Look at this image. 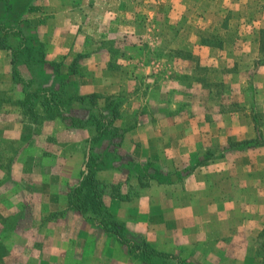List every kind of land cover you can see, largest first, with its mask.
<instances>
[{"label":"crops","instance_id":"1","mask_svg":"<svg viewBox=\"0 0 264 264\" xmlns=\"http://www.w3.org/2000/svg\"><path fill=\"white\" fill-rule=\"evenodd\" d=\"M12 1L0 0V3ZM28 1L19 17L43 37L47 50L45 60L56 65L64 62L67 68L64 67L63 72H67L71 65H76V71L77 66L84 65L83 73L77 71L71 76L77 84L78 94L100 95L98 103L102 107L112 99L121 106L119 116L123 113L133 117L134 124L128 127L119 120L122 116L115 120V125L126 130L123 146L133 156L141 162H157L168 171L174 170L167 168L166 163L177 158L192 160L188 166L197 164L184 181L151 188L161 190L185 185L200 169L209 177H230L228 170L233 167L229 162L236 161L235 177L231 176L233 185L229 183L227 186L226 179L222 181L228 197L215 201L210 209L225 218L221 220L226 223L224 228L246 231L239 223L242 216L237 214L241 208H237L239 193L235 185L239 176L244 179L251 169L240 165L244 158L238 152L245 149L237 143L262 135L260 127L238 110L223 111L208 101L197 103L196 85L195 88L184 86L181 89L180 77L182 74L191 75L197 65L223 70L237 63L253 64L262 56L260 30L264 29V12L254 10L255 3H246L248 0ZM135 2H141L145 17L141 24L131 11ZM258 2L264 4V0ZM242 3L246 4V9ZM249 5H253L251 10ZM233 19L239 25L227 29L225 24ZM89 32L98 41L91 48L83 43L84 35ZM120 39L126 42L122 48L124 52L116 60L112 43ZM10 40L13 44L12 36ZM12 68V52L0 46V164L4 162V169L8 170L3 172L0 165V264H10L14 257L20 264L26 255L37 256V243L48 238V235L34 233L26 241L25 235L15 230L14 218L30 205L33 208V203L40 213L48 214L46 218L54 213L67 218L63 224L57 223V217L51 218L43 226L61 225V235L54 242L58 241L62 246L57 245L48 256L60 258L59 264H81L85 241L79 231H89L95 225L84 221L70 208L68 192L78 183L84 168L88 135L84 126L67 122L63 110L62 116L45 119L47 114L39 108L37 112L44 120L40 117L35 121L14 105H9V98L18 102L24 97L21 84L13 78ZM253 76L258 85V92L252 99L256 105L264 100V66ZM202 90L199 88L198 91ZM214 144H221V152L209 151ZM231 144L237 146L228 150ZM70 145L76 148L70 150ZM261 160L260 157L256 159L257 163ZM223 161L228 163L226 168ZM200 162L203 164L198 165ZM217 162L223 163L220 168ZM106 174L114 179H104ZM124 175L115 170L98 172L100 180L109 182L120 181ZM252 175L259 179L264 176L261 171H253ZM209 186L215 187L214 182L211 181ZM255 189L259 193V206L264 207V189L260 185ZM189 210V206L183 209L186 213ZM262 215L264 223L263 212ZM33 216L36 218V214ZM233 217L237 219L236 224ZM9 221L14 223L8 224ZM186 223L189 227V222ZM262 223L258 224V232L264 229ZM246 224L249 225L247 220ZM35 227L29 225L25 230L34 231ZM6 242L13 245L8 246ZM21 242L29 243L28 250H22ZM73 259L76 262H72Z\"/></svg>","mask_w":264,"mask_h":264},{"label":"rangeland","instance_id":"2","mask_svg":"<svg viewBox=\"0 0 264 264\" xmlns=\"http://www.w3.org/2000/svg\"><path fill=\"white\" fill-rule=\"evenodd\" d=\"M249 2L255 3L253 7L254 10L261 14L264 12V4H261L258 0H248L246 3ZM140 3L141 2L133 3L131 11L134 17L136 15L137 21L141 24L145 21V17L142 15ZM241 6H243V9H246V4L242 3ZM252 6L253 5H249L250 10ZM236 25H239V22L233 19L226 23L225 27L230 29L236 27ZM262 30L263 29H261L260 32ZM31 37L33 42L36 41L40 44L38 45L34 42L36 43L37 52L35 53H37V57L45 56L44 49H46V47L42 44L43 42H41L43 41V37L35 34ZM13 40L14 43L18 41V39ZM124 42L126 41L120 39L112 43L115 49L114 53L117 56L116 60L120 57L121 53L124 52L122 50ZM83 43L91 48L94 44L98 43V41L95 35L89 32V34L84 35ZM258 60L251 65L237 63L223 70L197 65L191 75L182 74L180 77L181 89L184 86L195 88L196 85L197 103L208 101L210 105L215 108H222L223 111L224 109L228 111L238 110L245 113V118H251L253 123L255 122V124L260 127V133L264 137V100H261V103H256V105L253 104L252 101L256 91L258 92V85L253 74H256L259 69L264 66V64L261 66L256 65ZM43 62L44 64L29 60L27 55H22L19 59L18 66L25 77L36 78L37 81H43L41 84L44 85L50 84L49 81L51 77L57 79L58 73L55 71L56 68H58V70L64 67V69L67 68L62 61L56 66H54V63H51V61L45 60ZM84 69V65H81V67L77 66V71L80 73H83ZM55 82V89L65 91V97L73 91H76V84L73 80H69V84H62L65 86V89H63L59 80ZM36 84L39 83L35 82V85ZM199 88L203 90L198 91ZM182 94L186 93L182 91ZM41 99L42 98H39L37 101H39V103H44V100ZM8 104L11 106L14 105L21 112H24L22 106L16 105L17 102H14V100L10 98ZM118 107L120 108L121 106L119 105ZM39 108L43 109L41 105H37V109ZM246 110L247 112H245ZM248 111H251V114H248ZM93 113H97V110L91 108L89 104L77 102L66 106L63 112L64 116L67 118V122L84 126L85 133L88 137L94 132L91 119L89 118ZM121 116H119L121 117L119 120L124 126L128 127L134 124L133 117L123 113ZM41 119L42 121L44 120L43 117H41ZM244 126H248L247 123H244ZM85 133L82 132L83 135H85ZM217 137H219V135ZM56 144L59 145L58 143ZM64 146H66V144H64ZM75 148V145L69 146L70 150ZM125 149L124 147V150ZM222 149L223 147L221 144H214L210 147L209 151L219 153ZM246 149L243 152H238L241 157L244 158V160L241 159L243 162H240V165L243 166V168H250L251 173L249 175L245 174L244 179H241L239 176L238 184H234L239 193L237 208H241L239 213H237L242 216L239 223L244 225L246 231H237L234 227L224 228L223 224L226 223H222L221 220L225 218L221 217L218 211L214 212L210 209L211 205L216 204L215 201H220L228 197V192L224 190L225 186L222 188V181L226 179L227 186L229 183L231 186L233 185L231 176L235 177L234 171L237 168L236 161L232 163L231 161L229 162L230 166L233 167L228 170L230 177H209L208 174H202V169H200L199 172L187 180L185 185L170 186L165 189L156 190L151 188L153 184L152 181L148 179L147 173L146 177H144L141 182L138 181V171L136 168L137 160L132 157V155L126 157L117 155L115 157L118 161H124L126 159L125 164L128 167V171H125L131 175L129 178L130 181L123 184L121 188L122 191L131 193V195H135L137 192H140V194L139 196H134L136 198H133L131 201L119 198L114 199L106 195L104 201H106L105 203H107L106 205L111 212L125 222L127 226L126 235L128 238L136 241L145 239L157 249L172 253L174 257L183 259L188 263L264 264V229L262 232H258V224L262 223L261 219L263 215L261 216V213H264V207L259 206V193L258 190L255 189L259 185L264 189V184H262L264 176L259 179L252 175L253 171H261V173L264 174V147L255 150ZM259 157L262 160L260 163H257L256 159ZM223 162L226 168L228 163H225L226 161ZM142 163L144 167L147 165V161H143ZM154 163L159 166V163ZM192 163V160L184 161L183 158L180 160L177 158L175 161L166 163V167L174 171H185V169L189 167L188 165ZM210 164L207 166H210ZM221 164L223 163H216L218 168H220L219 165ZM0 165L2 166L3 172L8 171L4 169L6 168L4 162ZM28 166L29 164H27V167ZM253 167L255 169H252ZM205 168L208 169L209 167ZM147 169L149 171L153 170L148 166ZM124 176H122L121 182H125V178L127 177ZM103 177H106L104 179L107 180L114 179L110 174H106ZM184 178L180 181H184ZM211 181L214 182L215 187L211 188L209 186ZM140 184H149L151 186L140 191ZM262 202L264 203V199ZM188 206L190 210L189 213H186L183 209H186ZM29 207V209L26 208L22 210L20 215L14 218V222L16 223L15 230L18 229L22 232V235H25L26 238L24 240L28 239V237L32 236L34 233L38 236L48 235V238L43 242L37 243V256L31 257L26 255V258L24 257L25 260L21 259V263H19L55 264L56 261V264L61 263L60 258L52 259V257L48 256L50 252L52 254L57 245L62 246L58 244V241L54 242L55 238L61 235V225L58 226L57 224L51 223L47 224L46 228L43 226L47 221L55 217H57V223L60 222L63 224L67 220L66 215L54 213L46 218L48 214L44 215L40 213V211L34 207V203L33 208L32 205ZM34 214H36V218H34ZM233 218V223L236 224L237 219L235 217ZM246 220L249 225L246 224ZM14 222L9 221L8 224ZM40 222L44 223L40 224ZM186 222H189V227H186ZM29 225H36L35 230H25L29 228ZM185 227L186 229H184ZM79 233H81L82 239L85 241L81 249L84 253V256L80 259L81 264H178L175 258L155 257L144 260L138 258L136 254H130L126 247L122 246L114 237L107 236L99 227L95 228V226H92L89 231H79ZM6 244L8 246L13 245V243L10 242H6ZM21 244L22 250H28V242H21ZM72 262H76V259H73ZM17 263L18 259L16 257L12 258L10 264Z\"/></svg>","mask_w":264,"mask_h":264},{"label":"trees","instance_id":"3","mask_svg":"<svg viewBox=\"0 0 264 264\" xmlns=\"http://www.w3.org/2000/svg\"><path fill=\"white\" fill-rule=\"evenodd\" d=\"M28 0H14L12 2L0 3V13L7 14L6 17L0 14V46L8 48L12 52V74L14 80L21 84L24 97L18 101L17 104L22 106L24 113L28 118L38 121L41 117L37 112V105H41L44 112L47 114L45 118H51L58 115L62 116V110L69 104L74 102L81 104H89L91 108L96 109L97 113H93L89 118L91 119L94 132L86 139L85 147V160L84 167L81 170V175L78 183L74 185L68 192V204L71 209L78 212L87 223L100 227L107 236L114 237L122 246L126 247L130 254H136L138 258L147 259L155 257H168L175 258L178 264H193L188 263L183 259L174 257L172 253L161 251L152 246L145 239L136 241L127 237V226L123 220L117 217L108 208L104 201L106 195L131 201L134 196H139L140 192L135 195L123 192L122 186L124 183L129 182L130 174L125 160L118 161L115 156L122 155L123 157L132 155L128 150H124L123 138L125 129L115 125V120L119 117V102L110 103L106 107H102L98 103L100 95L92 93L88 95H79L77 92V84L71 77L76 72L75 66L71 65L67 72L62 69H55L57 79L60 84H69V80H73L76 84V91L70 93L65 97V91L57 90V79L50 78V84H41L40 80L30 77L27 78L22 74L19 68V59L22 55H27L29 60L41 62L44 64L45 56L37 57L36 43L31 40L33 34L38 35L26 21H21L20 14L24 11ZM18 39L17 42L10 44V38ZM43 42V41H41ZM45 47L46 44L42 43ZM261 58L256 62V65L261 66L264 64V29L261 31ZM56 66V64H54ZM47 80V79H46ZM39 83V84H36ZM63 89H65V86ZM65 93V94H64ZM39 98L44 100V103L37 101ZM41 99V100H42ZM110 112V113H109ZM240 148L246 149L253 146L264 145V138L259 135L255 139L244 140L237 143ZM231 144L228 150L237 146ZM227 150V149H226ZM226 150L224 152H226ZM137 162L136 168L138 171V181L147 177L152 181L153 186L174 183L182 180L184 177L190 175L196 168V165L189 166L185 171H168L160 164L157 166L153 161L147 160V165L144 167L142 162L132 155ZM203 164V162L198 163ZM147 166L152 168V171L147 169ZM103 170L120 171L127 175L125 182H108L102 181L98 178V172ZM126 170V171H125ZM149 184H140V191L150 187Z\"/></svg>","mask_w":264,"mask_h":264},{"label":"water","instance_id":"4","mask_svg":"<svg viewBox=\"0 0 264 264\" xmlns=\"http://www.w3.org/2000/svg\"><path fill=\"white\" fill-rule=\"evenodd\" d=\"M85 168V167H84Z\"/></svg>","mask_w":264,"mask_h":264}]
</instances>
